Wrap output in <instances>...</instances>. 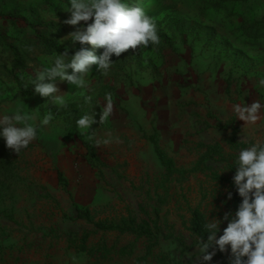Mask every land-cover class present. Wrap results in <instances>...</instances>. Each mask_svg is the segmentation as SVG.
Masks as SVG:
<instances>
[{
  "label": "rangeland",
  "instance_id": "1",
  "mask_svg": "<svg viewBox=\"0 0 264 264\" xmlns=\"http://www.w3.org/2000/svg\"><path fill=\"white\" fill-rule=\"evenodd\" d=\"M127 2L140 4L154 18L159 43L113 54L107 75L93 66L83 90L91 102L58 79L68 97L58 107L36 93L34 85L27 86L43 57L62 52L33 49L41 41L32 24L73 54L81 45L66 38L77 27L64 23L70 12L63 8L70 0H0V112L22 103L38 119L53 113L51 123L38 129L37 139L20 153L0 138V264H89V255L67 241L70 232L94 229L71 217L77 205L94 208L97 218L132 214L157 219L160 248L176 258L175 264L206 262L198 260V242L188 229L190 208L201 207L207 216L221 219L228 210L229 183L213 175L214 169L228 173L224 159L239 152L228 143L232 128L225 124L234 118L242 142L264 139V108L254 124L233 110L238 103H264L263 88H245L253 77L258 83L264 79V0ZM87 47L96 54L103 50ZM16 48L25 54L22 68L13 67ZM21 88L31 93L23 95ZM106 94L113 104L111 116L93 125L91 137L80 134L76 119L85 112L99 113ZM155 133L176 163L170 181L150 139ZM85 140L93 142L98 159L91 160ZM209 144H220L225 158L203 161ZM44 168L56 174L58 182L51 180L55 186L42 183ZM226 226L224 221L221 233ZM134 238L100 231L89 243L103 239L120 248ZM142 249L139 241L133 255L115 254L106 264H134ZM223 253L228 256L223 262L230 264V252Z\"/></svg>",
  "mask_w": 264,
  "mask_h": 264
},
{
  "label": "clouds",
  "instance_id": "2",
  "mask_svg": "<svg viewBox=\"0 0 264 264\" xmlns=\"http://www.w3.org/2000/svg\"><path fill=\"white\" fill-rule=\"evenodd\" d=\"M63 9L70 12L64 23L77 26L66 38L79 42L81 47L71 55L64 50L43 57L42 66L33 69L27 77V86L34 85L36 93L48 97L58 107L68 102L58 79L74 85L81 90L84 100L91 102L92 96L83 90L88 86L87 76L93 66L107 75L114 62L113 54L119 57L130 47L147 48L159 43L156 22L140 4H129L127 0H70ZM81 21L85 23L81 24ZM88 44L103 50L96 54L87 47ZM68 68L72 71H66ZM260 83L264 84V79ZM261 108L264 103L260 100L233 105L237 118L246 124H254L260 119ZM112 111L111 97L106 94L99 113L85 112L76 119L78 132L88 133L91 137L93 125L107 121ZM52 118L53 113L49 111L38 119L24 104L16 103L14 110L0 112V138L9 149L20 153L37 139L38 129L49 125ZM100 142L96 139L97 144ZM232 164L237 166L232 179L242 200L234 212H226L222 219L208 214L203 225L207 238L203 235L196 245L200 253L198 260L211 261L219 250L230 252V264H264V140L256 139L240 148ZM232 195L229 191L228 199ZM224 221L227 226L221 233Z\"/></svg>",
  "mask_w": 264,
  "mask_h": 264
},
{
  "label": "trees",
  "instance_id": "3",
  "mask_svg": "<svg viewBox=\"0 0 264 264\" xmlns=\"http://www.w3.org/2000/svg\"><path fill=\"white\" fill-rule=\"evenodd\" d=\"M32 26L35 28L36 34L39 36L38 39L41 43H38L33 46V49H36L40 52H48L51 50L64 51L63 46H58L55 39L48 38L40 28H38V23H33ZM29 54V53H28ZM15 59L13 67L22 68L25 66L23 55L20 54L19 49L15 50ZM24 93L23 95H28L31 91L28 88H21ZM233 120H230L225 124V126L231 125L232 134L228 138V143L231 148L234 150H240L242 147H246L248 143L242 142L238 139V132L240 127L234 123ZM219 123L221 121L219 120ZM150 139L153 141L158 157L160 158L164 168L165 180H172L177 168L176 163L172 157H170L167 152L161 147L159 143V135L157 133L152 134ZM264 140V139H263ZM84 144L86 145L90 158L98 159L96 148L92 141L85 140ZM224 152L222 151V146L220 144H209L205 154L203 155L202 160L208 161L213 159L215 155H220L224 157ZM234 154H231L230 157L224 159L227 161L226 169H229V172L226 173L222 171L221 173L217 170H213V175L215 179L228 182L230 191L233 193L232 198L228 199V210L234 212L238 204L241 202L242 197L237 193L236 187L233 183V175L236 171V165L232 164ZM233 173V175H231ZM59 177L62 176L61 171L58 172ZM191 218L188 225V229L191 232V235L195 237V242H199V239L204 235V239L207 238V234H204L203 225L208 218L206 212L201 209V207H191L190 208ZM73 219H84L88 223L94 226L92 230H85L83 233H72L70 232L67 236V241L71 247H75L79 251L86 252L90 261L89 264H106L108 263L115 254L120 255H133L135 253V248L137 243L141 241L143 246L141 254L137 255L135 258L134 264H175L176 258L171 257L169 253L160 248L161 242V227L157 219L154 218H142L138 219L132 214L121 216L120 218H97L95 209L92 207H81L76 206V214L71 216ZM109 232V231H118L120 233H130L135 236L134 240L122 247L118 248L116 244L110 245L105 240H99L94 243H89L90 237L97 232ZM167 238L168 236H164ZM223 261H228V256L224 255L223 252L218 250ZM230 262V255H229Z\"/></svg>",
  "mask_w": 264,
  "mask_h": 264
},
{
  "label": "crops",
  "instance_id": "4",
  "mask_svg": "<svg viewBox=\"0 0 264 264\" xmlns=\"http://www.w3.org/2000/svg\"><path fill=\"white\" fill-rule=\"evenodd\" d=\"M258 82H259V79L256 77H253L249 80L248 83L245 84V88H255V87L256 88H263V92H264V84H260ZM43 173L44 174H43L42 183H45L46 185H49V186H55V184L54 183L52 184V182H51V180L52 179L54 180V178L56 177V174L54 173L52 168H44ZM54 181L56 183L58 182L57 180H54ZM208 263L209 264H226L223 262V260L219 256H216L215 259H214V257H212L211 261H206L204 263L199 262V264H208Z\"/></svg>",
  "mask_w": 264,
  "mask_h": 264
}]
</instances>
